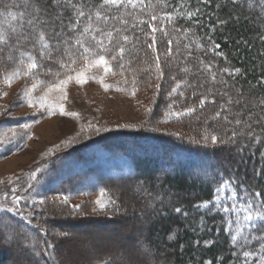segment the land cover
Instances as JSON below:
<instances>
[{
  "label": "trees",
  "instance_id": "trees-1",
  "mask_svg": "<svg viewBox=\"0 0 264 264\" xmlns=\"http://www.w3.org/2000/svg\"><path fill=\"white\" fill-rule=\"evenodd\" d=\"M23 3L0 0V27L25 25L29 41L21 50L36 57L38 68L12 81L34 77L48 84L81 69L87 60L80 58L83 48L76 44L80 39L85 47L105 55L115 73L136 74L135 81L141 85L149 76L167 83L165 96L157 99L141 125L109 129L81 141L46 160L47 168H55L65 159L83 160L86 148L93 143L112 156H126L132 168L129 173L107 174L86 167L74 176L93 177L108 198H117L123 216L128 210L124 202L128 195L140 202L157 193L160 210L147 228L149 244L164 256L161 264H243L245 252L261 248L264 220L254 217L253 228L246 215L247 210L264 212L259 203L250 200L254 192L264 199V0H258L255 6L254 0H60V7L48 15L41 13L37 24L49 43L52 59H43V45L37 42L38 33L26 24L27 17L19 19ZM77 9L84 15L80 16ZM8 12L16 13L18 19L11 20ZM53 15L60 17L54 23ZM86 27L88 32H84ZM153 27L156 32H152ZM93 36L103 41L106 50L95 47ZM120 47L125 49L122 56ZM66 48L77 59L71 65L74 71L56 63L70 64ZM8 54L6 47L0 52L3 57ZM14 56L18 62L19 53ZM112 56L117 59L112 60ZM156 56L160 58V70ZM161 58L167 63L166 70ZM5 63L0 60V73L14 70L15 65L8 62L5 68ZM138 86L131 88L138 91ZM188 108L194 111L188 113ZM11 119L0 122L7 124ZM170 123L187 124L197 135L201 133L209 141L215 136L218 141H197L160 129ZM228 149H233L231 155ZM237 156L245 160L241 165L236 162ZM74 181L67 177L44 194L39 193L38 198L99 193L93 188L83 193L69 192ZM144 189L146 194L141 192ZM9 197L11 203H7ZM29 198L28 194H2L0 227L5 228L7 236L0 239V264H20L13 256L18 251L28 264H64L50 229L55 221L49 217V209L41 206L40 200L26 202ZM204 202H211V211L196 207ZM232 206L233 211H224V207ZM113 207L107 205V215L113 213ZM142 241L138 239L137 244L142 246V258H147V244ZM114 262L110 257L104 264Z\"/></svg>",
  "mask_w": 264,
  "mask_h": 264
},
{
  "label": "rangeland",
  "instance_id": "rangeland-1",
  "mask_svg": "<svg viewBox=\"0 0 264 264\" xmlns=\"http://www.w3.org/2000/svg\"><path fill=\"white\" fill-rule=\"evenodd\" d=\"M165 64L161 62L166 70ZM88 75L102 77L111 87L105 89L96 79H88L83 84L73 79L64 86L67 97L63 98L64 92L52 86L66 77L48 84L34 77L30 81L22 77L9 84L0 75V121L12 118L7 124L0 122V199L5 193L8 196L13 193L28 194L30 198L26 202L40 200L41 206L49 209V217L55 221L51 223L52 227L51 224L49 226L58 242L64 264H104L110 257L114 264H129L124 249L138 239L144 241V246L147 244L144 250L147 258H141L147 259L148 264H161L164 256L149 244L147 228L158 217L160 203L157 193L140 202L128 195L124 200L128 206L124 216L120 212L107 215L108 212L95 203L101 193L96 180L93 177L78 179L74 176L84 172L86 167L107 174L129 173L132 168L126 156H112L93 143L86 148L83 160L65 159L58 162L55 168H47L46 160L49 162L53 155L61 154L62 150L81 141L85 142L109 129L141 125L149 117V109L156 105L157 99H162L166 94L163 89L167 83H162L155 76H149L141 85L137 79L135 81L136 74L119 75L113 69L105 73L102 68H92L88 70ZM122 83L128 89L121 87ZM33 84L37 85L36 89L32 88ZM133 86H138V91L131 88ZM49 88L52 90L49 91ZM44 97L45 106L42 107ZM58 104H63L66 112L79 115L62 114ZM160 129L185 134L197 141H203L205 137L201 133L197 135L184 123H170ZM226 151L231 155L233 149ZM244 161L237 156V164L241 165ZM67 177L75 178L69 192L83 193L93 188L99 193L68 197V203H63L65 196L38 198L39 193L44 194ZM141 192L146 194L147 190ZM6 200L11 203L10 197ZM104 200H108L107 195H104ZM73 205L80 207L73 208ZM143 244L140 242V245ZM248 253L251 255H244L243 264H264V245L256 252ZM13 256L20 264H28L23 253L18 251Z\"/></svg>",
  "mask_w": 264,
  "mask_h": 264
},
{
  "label": "snow or ice",
  "instance_id": "snow-or-ice-1",
  "mask_svg": "<svg viewBox=\"0 0 264 264\" xmlns=\"http://www.w3.org/2000/svg\"><path fill=\"white\" fill-rule=\"evenodd\" d=\"M107 2L116 3L117 0H107ZM258 2V0H254L255 3ZM69 3H71V0H69ZM14 7H20L21 5H13ZM75 7V5H73ZM23 11L19 13V19L24 20L25 17H27L26 24L30 26L34 31L38 33V39L37 42L43 45V49L41 51V55L43 59H52V51L50 49L48 41L45 39V34L43 31H39L37 24L39 22V17L41 13H44L45 15H48L52 13L53 9H58L60 7V0H24V3L22 4ZM5 9H7V5H5ZM80 16H83L84 13L82 11H79L77 9ZM99 15V14H97ZM8 16L11 18V20L16 21L18 19L16 13L8 12ZM60 17L58 15H53L52 21L56 19H59ZM153 20L156 19L155 16L152 17ZM71 27L75 28L76 25L72 24ZM90 27V25H89ZM25 25L24 24H16L12 25L10 24L8 28L0 27V52L4 51V48L6 47L8 49V55L7 57L0 56V60L6 61L4 67H7V63L10 62L11 64L15 65L14 70L8 71L5 70L3 73H0V75L3 76V79L7 83H11L12 79L16 76L20 75H29L32 74L33 70L38 68L37 59L30 51H22V47L28 43L29 41V33L27 31H24ZM54 30V29H53ZM157 29L155 27L152 28V32H156ZM84 32H88V28L86 27L84 29ZM166 35V33H165ZM109 38L111 37V33L108 34ZM15 37V43H12L13 38ZM125 40L128 39V37H124ZM153 39H155L153 37ZM93 41L95 44V47L105 49V45L102 40H98L93 36ZM169 44H171V41H168ZM76 44H79L83 48V52L80 53V58H84L87 60L86 65L84 68H82L79 71H74V69L71 68V65L76 64L77 59L73 58V54L69 49H65V52L68 55V58L70 60V64L63 63L62 61H56L60 65L61 68L66 70L74 71V75H66L65 79H61L59 81V84L53 85L52 88H59L62 92H64V86L67 85L69 82H71L73 79L76 80L77 83L83 84L86 83L88 79H96L98 80L105 89L111 87V85L104 82V79L102 77L98 76H89L88 70L92 68H102L105 73L111 72L112 69L109 64V60L105 57V55L98 54L92 50L91 47H85L80 39L76 40ZM216 47H219L217 45ZM149 48H152L153 51H155L154 44H149ZM106 50V49H105ZM57 51L59 49L57 48ZM125 49L123 47H120L119 49V55H123ZM170 52V49L168 50ZM19 53V58L17 62V58L14 56V53ZM47 53V55H44V53ZM88 57H94V59L89 60ZM112 60H116V56L111 57ZM156 67L157 70H160V64H159V56H156ZM27 61V63H26ZM122 67V65H121ZM210 67V66H209ZM185 71H187L185 69ZM236 71H239V69H236ZM54 75H59V73H55ZM163 75L161 71V76ZM213 79L215 77L213 76ZM37 85L33 84L32 88L36 89ZM177 87H179V83H177ZM52 88H49V91L52 90ZM175 91V89H173ZM134 94V92H133ZM171 95V93H169ZM67 97V93L64 92L63 98ZM46 99V97L42 98L41 106H45L43 103V100ZM57 107H59L60 111L64 115H72V116H78V113H70L66 112L64 110L63 104H58ZM193 108L186 109V112L191 113L193 112ZM176 115H180V113H176ZM219 115V113H217ZM204 140H208V137H204ZM218 141V138L215 136L211 137V142L215 143ZM230 183V182H229ZM105 190H101L100 197L95 201L97 205H99L100 209H105L107 207V204H112L113 207V213L120 211L119 204L117 202V198L109 197L107 201L104 200ZM250 200L252 203H259V206L261 209H264V199L260 198L259 192H254L251 194ZM63 203H68V197H63ZM211 202H204L202 204L196 205L197 208H204L206 210L211 211L210 208ZM79 205H73V208H79ZM235 206L230 207H224L225 212L233 211ZM95 211V209H93ZM176 212H181L180 208L175 209ZM258 218L260 220H264V212H261L257 210L256 212H252L251 210H247L246 220L250 223V226L255 228L256 225L252 223L253 219ZM7 236V232L4 227H0V239H4ZM169 239H172V236H169ZM235 239V237H233ZM53 248L55 246H52ZM46 251V250H45ZM124 251L127 253V257L129 260V264H148L147 259H142V252L140 246L137 244L136 241H133L130 245L125 247ZM245 256L251 255V253L245 252Z\"/></svg>",
  "mask_w": 264,
  "mask_h": 264
}]
</instances>
